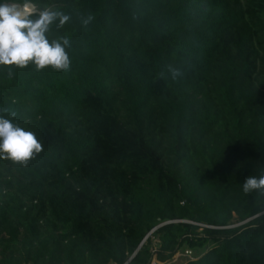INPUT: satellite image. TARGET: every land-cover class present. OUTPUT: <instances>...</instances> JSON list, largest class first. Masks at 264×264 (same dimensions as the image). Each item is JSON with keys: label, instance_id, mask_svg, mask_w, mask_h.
Returning <instances> with one entry per match:
<instances>
[{"label": "trees", "instance_id": "trees-1", "mask_svg": "<svg viewBox=\"0 0 264 264\" xmlns=\"http://www.w3.org/2000/svg\"><path fill=\"white\" fill-rule=\"evenodd\" d=\"M30 1L0 52V264H264V0Z\"/></svg>", "mask_w": 264, "mask_h": 264}, {"label": "water", "instance_id": "water-1", "mask_svg": "<svg viewBox=\"0 0 264 264\" xmlns=\"http://www.w3.org/2000/svg\"><path fill=\"white\" fill-rule=\"evenodd\" d=\"M48 11L47 10L46 11L41 10V8L39 7L38 4H36L35 2L30 1V0L25 1V2L5 1V2L1 3L0 4V52L8 44L20 42L21 39L16 34L15 29L25 19H27L29 16L34 15V14H39V15L43 16V15L47 14ZM158 227L159 226L154 228L152 230V232L154 230H156ZM230 227H232V226H230ZM200 257H198V258H200ZM198 258H196V259H198ZM171 259H169V260H171ZM169 260H167V261H169ZM192 260H195V259H192ZM189 261H191V260H189ZM158 262H160V261L155 256L153 258L151 264H156Z\"/></svg>", "mask_w": 264, "mask_h": 264}, {"label": "rangeland", "instance_id": "rangeland-1", "mask_svg": "<svg viewBox=\"0 0 264 264\" xmlns=\"http://www.w3.org/2000/svg\"><path fill=\"white\" fill-rule=\"evenodd\" d=\"M39 5L41 10L48 11L52 9V5L49 2H38L36 3ZM240 223H238L236 220L233 221V226H238ZM153 238V237H152ZM154 246H157L158 240L156 238L153 239ZM213 246V242H205L200 246H197L195 248H191L188 245H184L179 252L169 261L167 262H158L156 264H185L189 260L196 259L202 255L205 254L211 247Z\"/></svg>", "mask_w": 264, "mask_h": 264}]
</instances>
